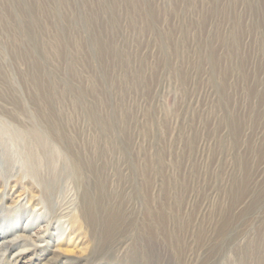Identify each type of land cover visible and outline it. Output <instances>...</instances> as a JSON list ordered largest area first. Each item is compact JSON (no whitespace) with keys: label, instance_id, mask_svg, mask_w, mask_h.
<instances>
[{"label":"rangeland","instance_id":"1","mask_svg":"<svg viewBox=\"0 0 264 264\" xmlns=\"http://www.w3.org/2000/svg\"><path fill=\"white\" fill-rule=\"evenodd\" d=\"M0 264H264V0H0Z\"/></svg>","mask_w":264,"mask_h":264},{"label":"bare ground","instance_id":"2","mask_svg":"<svg viewBox=\"0 0 264 264\" xmlns=\"http://www.w3.org/2000/svg\"><path fill=\"white\" fill-rule=\"evenodd\" d=\"M28 192H27V196H25L24 194H25V192H22V193H17V194H15L13 197H15L16 198V200L17 201H19L20 200V198L21 197H27L28 198V201H30L31 199H33L34 200V194L32 193V191L30 190V189H28L27 190ZM23 194V195H22ZM6 197V196H5ZM10 198V197H9ZM96 217V216H95ZM78 220V217H74V218H72V224H73V222H75V221H77ZM70 230V229H69ZM73 232V231H72Z\"/></svg>","mask_w":264,"mask_h":264}]
</instances>
